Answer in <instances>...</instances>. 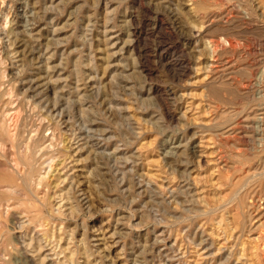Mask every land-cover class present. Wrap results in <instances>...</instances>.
Segmentation results:
<instances>
[{
  "label": "rangeland",
  "instance_id": "rangeland-1",
  "mask_svg": "<svg viewBox=\"0 0 264 264\" xmlns=\"http://www.w3.org/2000/svg\"><path fill=\"white\" fill-rule=\"evenodd\" d=\"M0 58V141L60 153L0 152V264H264V0H0Z\"/></svg>",
  "mask_w": 264,
  "mask_h": 264
},
{
  "label": "bare ground",
  "instance_id": "bare-ground-1",
  "mask_svg": "<svg viewBox=\"0 0 264 264\" xmlns=\"http://www.w3.org/2000/svg\"><path fill=\"white\" fill-rule=\"evenodd\" d=\"M3 5V4H2ZM38 41V40H37ZM15 42H16V40H15ZM14 41H13V43L14 44H16ZM17 42H19V41H17ZM21 42V41H20ZM47 42V41H46ZM214 42V41H213ZM24 43V42H23ZM22 43V45H24ZM33 44V43H32ZM18 45V44H17ZM14 46V45H13ZM23 47H25V46H23ZM27 47V46H26ZM30 50V49H29ZM27 51V52H29L28 54L29 55H33V50H31V51ZM17 52V51H16ZM25 52V51H24ZM23 51H22V53H24ZM18 53V52H17ZM21 55V54H20ZM27 55V54H26ZM39 55V54H38ZM31 57V56H30ZM53 58V57H52ZM89 58V57H88ZM1 59V58H0ZM50 60V59H49ZM1 61H2V59H1ZM1 61H0V64H1ZM23 61V60H22ZM32 61V60H31ZM2 62H4V60L2 61ZM4 65H5V63H4ZM2 67H4L3 65H2ZM0 68H1V65H0ZM46 69V68H45ZM3 72H4V70H3ZM6 73V72H5ZM4 73V74H5ZM263 73V72H262ZM2 78V77H1ZM5 78H7L6 76H5ZM40 78V77H39ZM36 79V78H35ZM8 80V79H7ZM38 80V79H37ZM59 82V81H58ZM29 83V86L30 85H32V82L31 81H29L28 82ZM32 87H33V85H32ZM9 88V87H8ZM10 89V88H9ZM31 89V88H30ZM29 90V89H28ZM27 91V90H26ZM12 92L13 91H11L10 93L12 94ZM28 92H31V91H28ZM33 92H34V90H33ZM9 93V94H10ZM10 94V95H11ZM28 95V94H27ZM39 95V94H38ZM4 96H6V95H4ZM7 97V96H6ZM36 97V95L34 96V98ZM8 98V97H7ZM11 98H13L14 99V97H11ZM16 98V97H15ZM16 101V100H15ZM15 101L14 102H10L9 104H6V105H4V106H0V134L2 135V130H3V127H4V124L7 122V121H9V123L11 124V122H13V123H16L17 122V120H19V119H17L18 118V116L20 115V112H21V110H22V106H20V105H18L17 104V106L16 107H13L12 105H13V103H15ZM17 102V101H16ZM23 102H25V101H23ZM1 103V102H0ZM4 104V103H3ZM10 106H12V107H10ZM9 107H10V109H9ZM24 107V106H23ZM55 108V107H54ZM25 111V110H24ZM21 117V116H20ZM8 123V124H9ZM18 124H19V121H18ZM8 128V127H7ZM12 128V127H11ZM38 129V128H37ZM9 130V129H8ZM16 130H17V128H16ZM15 129H14V133L13 134H11V136H9L10 137V139L7 141V142H5V141H0V152H2V154L4 155V157H6V160H5V162L3 163V165H1L2 166V168H4V170L5 171H7L9 174H10V176H14L13 174H17V175H25V177H23V178H19V181H20V184L22 185V186H29L28 188H32L33 190L35 189V191L36 192H38L39 191V187L43 184V182L44 181H46L47 180V178H48V175H49V169H51V167H52V163H53V161H55L56 159V157H58V155H60V153H58V154H56V156H52V159H47V154H43L42 152H44L45 150H44V146H45V144L47 143V142H52L54 139H55V137H56V135H55V129L52 131V133H51V137H49V138H41V139H38V140H36V139H33L32 138V136L31 137H28V140H22V139H20V137H19V135L18 134H16V131ZM13 131V130H12ZM33 132H38V130H35V131H33ZM11 133V132H10ZM35 133V134H36ZM8 134V133H7ZM29 134V133H28ZM16 137H17V139L18 140H20V142H19V144L21 143V150L20 151H22L21 153H20V155H21V159H19V158H17L16 157V154H15V152H11V151H13L14 150V148H15V145H16V143H17V139H16ZM15 138V139H14ZM22 138V137H21ZM37 138V137H36ZM7 144H9V145H7ZM17 147H18V145H17ZM16 147V148H17ZM15 148V149H16ZM58 150V149H57ZM67 150V149H66ZM17 153V152H16ZM37 153H42L43 155H41L40 157L38 156L37 157ZM66 154V153H65ZM1 158H3V157H1ZM47 160H46V159ZM58 158H60V157H58ZM58 158H57V160H58ZM3 159H5V158H3ZM3 159H1V160H3ZM55 159V160H54ZM1 160H0V162H1ZM63 161V160H62ZM65 161V160H64ZM63 163V162H62ZM65 163V162H64ZM35 165H38V170H36V168L34 167ZM54 167V166H53ZM52 167V168H53ZM22 168H25V170L24 169H22ZM7 173V174H8ZM0 175H1V173H0ZM2 176V175H1ZM5 177V176H4ZM19 177H22V176H19ZM17 181V180H16ZM5 186V185H4ZM3 186V187H4ZM0 187H1V185H0ZM2 188V187H1ZM7 188V187H6ZM5 188V190L7 191V189ZM10 188L12 189L13 188V186L11 185L10 186ZM15 188V187H14ZM20 188V187H19ZM21 189V188H20ZM4 190V191H5ZM0 191H2V189L0 190ZM11 191V190H10ZM21 191H23V190H21ZM25 191V190H24ZM45 191V190H44ZM3 192V191H2ZM13 192H15V190H13L12 191V193ZM32 192V191H31ZM30 192V193H31ZM6 193V192H5ZM11 193V194H12ZM18 193V194H17ZM16 193V196L17 195H19V192H17ZM41 193V192H40ZM10 194V195H11ZM21 194H22V192H21ZM20 194V195H21ZM22 195H24V194H22ZM27 195H28V193H27ZM33 196V195H32ZM41 196H43L42 194H41ZM11 198V197H10ZM20 199V198H19ZM30 199V198H29ZM40 199V198H39ZM10 201V200H9ZM21 201V200H20ZM20 201L18 202V204L20 203ZM25 201V200H24ZM26 201H27V199H26ZM29 201V200H28ZM27 201V202H28ZM11 202V201H10ZM37 203H38V201H36ZM22 203V202H21ZM12 204V203H11ZM17 204V203H16ZM18 204H17V206H16V208L17 207H19L18 206ZM24 204V203H23ZM27 204V203H26ZM25 205V204H24ZM23 205V206H24ZM29 205H30V203H29ZM42 205V204H41ZM43 206H44V204H43ZM20 207H21V205H20ZM35 207H37V206H35ZM34 207V208H35ZM42 207V206H41ZM9 208V207H8ZM15 208V207H14ZM15 208V209H16ZM27 208H29V207H27ZM26 208V209H27ZM31 208H32V210H33V206H32V202H31ZM45 208V207H44ZM21 209V208H20ZM23 209V208H22ZM25 209V208H24ZM8 210V209H7ZM11 210V209H10ZM32 210H30L29 212H33ZM36 210V209H35ZM42 210V209H41ZM41 210H38L37 212H40ZM61 210V209H60ZM1 211V210H0ZM21 211V210H20ZM26 211V210H25ZM5 212V211H4ZM1 214V213H0ZM30 214H33V213H30ZM34 214H35V212H34ZM39 214H41V212L39 213ZM23 215V214H22ZM30 216V215H29ZM28 216V217H29ZM34 217V215L31 217L30 216V221L32 220L31 218H33ZM41 217H44V216H41ZM35 219H36V217H34ZM34 218H33V220H34ZM1 219V218H0ZM25 219H27V218H25ZM28 220H29V218H28ZM37 220H38V216H37ZM37 220H35V221H37ZM40 220H41V218H40ZM30 221H28V222H30ZM258 221H260V220H258ZM1 222V221H0ZM27 222V223H28ZM41 222V221H40ZM26 223V224H27ZM39 223V222H38ZM33 225V224H32ZM36 225V224H35ZM261 226H262V224H261ZM260 231H261V229H260ZM248 232V231H247ZM263 236V235H262ZM264 237V236H263ZM262 238V237H261ZM260 238V239H261ZM259 239V237L257 238V240ZM260 241V240H259ZM257 242V241H256ZM264 242V241H263ZM263 245H264V243H263ZM258 246V245H257ZM259 249H260V247H258ZM263 248H261V250H262ZM260 250V251H261ZM40 251V250H39ZM259 251V252H260ZM264 253V252H263ZM258 257V256H257ZM263 257V256H262ZM261 257V258H262ZM264 258V257H263ZM262 258V259H263ZM263 261V260H262ZM264 262V261H263Z\"/></svg>",
  "mask_w": 264,
  "mask_h": 264
}]
</instances>
